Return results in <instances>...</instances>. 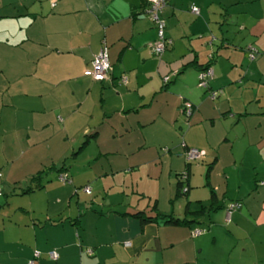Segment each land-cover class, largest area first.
<instances>
[{
  "label": "crops",
  "instance_id": "obj_1",
  "mask_svg": "<svg viewBox=\"0 0 264 264\" xmlns=\"http://www.w3.org/2000/svg\"><path fill=\"white\" fill-rule=\"evenodd\" d=\"M145 7L0 0V264H264V0H168L159 59ZM104 45L100 82L85 72ZM70 151L86 166H60Z\"/></svg>",
  "mask_w": 264,
  "mask_h": 264
},
{
  "label": "built area",
  "instance_id": "obj_2",
  "mask_svg": "<svg viewBox=\"0 0 264 264\" xmlns=\"http://www.w3.org/2000/svg\"><path fill=\"white\" fill-rule=\"evenodd\" d=\"M144 2L146 3V8L144 13L146 17L152 22L156 31V39L152 44H150V51L152 55H154L156 58L159 59L161 55L164 53L166 47L170 44V40L167 39L164 35L165 24L164 21L161 19V12L163 8L166 6L168 0H144ZM190 12L197 15L198 9L194 6H191ZM254 55H255V51L253 49H250L248 53L249 59H253ZM110 72H111V66L108 62L107 47L104 45L93 56L91 60V69L86 71L85 74L90 76L93 80L101 82L109 79ZM211 76H212V70L210 67H206L203 70L199 71L197 75V86L200 88H207V83L208 80L211 78ZM162 80L164 84L167 83V77H164ZM120 83L125 84L126 78L121 77ZM217 95L218 92L216 91H208V97L211 99H214ZM182 111L186 115H189L191 112V108L186 107ZM183 156L185 160L188 162L200 159V154L195 149H186V151L183 153ZM179 180L182 181L183 183L187 181V173L183 172L179 176ZM58 181H60L61 183L68 182L67 177L64 174L58 175ZM186 190H187L186 187H183V192H185ZM83 191L88 195L90 194V188L88 186L84 187ZM239 207L240 204L238 202H231L230 204H228L226 208L227 209L226 218L228 219L232 210L238 209ZM203 233H204L203 229L197 228L191 232V237L195 238L202 235ZM48 256L50 259L56 260L58 255L55 251H51L49 252ZM36 257H38V253L34 252L33 258L35 259ZM34 259L28 261L27 264H33Z\"/></svg>",
  "mask_w": 264,
  "mask_h": 264
},
{
  "label": "trees",
  "instance_id": "obj_3",
  "mask_svg": "<svg viewBox=\"0 0 264 264\" xmlns=\"http://www.w3.org/2000/svg\"><path fill=\"white\" fill-rule=\"evenodd\" d=\"M144 4L146 5V3L144 2ZM146 8V7H145ZM145 11V10H144ZM206 67H209V65H205V66H202V67H200V69H199V71H201V70H203L204 68H206ZM39 175H41V174H38L36 177H34V179H32V181H35L34 182V184H33V186L31 187H28L26 190H25V192H29V191H32L34 188H37L38 186H41L40 185V183H38L39 182ZM184 184H186V181L183 183L182 181H180L179 179H178V181H177V187H176V195H184L185 193H186V191L185 192H183V187H187L186 185H184ZM186 189H188V188H186ZM239 203V202H238ZM240 204V203H239ZM201 207H200V210H199V212H196V213H193V214H197V213H200L201 212ZM133 217H137L139 220H140V222L141 223H147V222H151L152 220H154V217H150V216H146L145 214H143V213H136V214H134V215H132ZM157 216H159L160 218H161V220L164 222V223H166V224H173V225H177V224H185V223H187L186 222V220L185 219H178V218H175V217H173V216H165V215H158L157 214Z\"/></svg>",
  "mask_w": 264,
  "mask_h": 264
},
{
  "label": "rangeland",
  "instance_id": "obj_4",
  "mask_svg": "<svg viewBox=\"0 0 264 264\" xmlns=\"http://www.w3.org/2000/svg\"><path fill=\"white\" fill-rule=\"evenodd\" d=\"M78 150V147H76L75 149H74V152H76ZM93 151H94V148H93ZM92 152V148H89V149H86L85 150V152H84V154H89V153H91ZM71 154H72V152L70 151L69 152V154L67 155V157L65 158V159H63V161L61 162V164H59L60 166H65V169L66 170H73L74 172H76V171H78V169L79 168H81L82 166L84 167V166H86V164L84 163V160H82V161H80V157L78 156V157H76V158H74L73 157V155L71 156ZM198 160H193V161H191V163H194L195 164V162H197ZM85 169H87V168H85ZM185 185V184H184ZM179 199H185V197L183 196V195H181L180 196V198H178V200ZM175 203V202H174ZM170 206H173V205H171L170 204ZM204 225H205V227L204 228H201V229H203L204 230V233L205 232H207L206 231V229H208L207 227H208V224H206V223H204ZM229 230V229H228ZM203 233V234H204ZM227 236V234L223 231V232H221L220 234H219V237H217L218 238V241L217 242H219L220 243V238H225ZM225 245V244H224Z\"/></svg>",
  "mask_w": 264,
  "mask_h": 264
}]
</instances>
